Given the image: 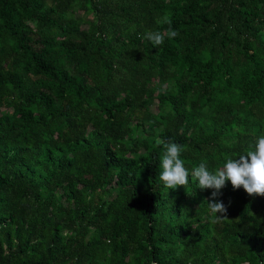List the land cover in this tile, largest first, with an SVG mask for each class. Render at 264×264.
I'll return each instance as SVG.
<instances>
[{
    "label": "trees",
    "instance_id": "16d2710c",
    "mask_svg": "<svg viewBox=\"0 0 264 264\" xmlns=\"http://www.w3.org/2000/svg\"><path fill=\"white\" fill-rule=\"evenodd\" d=\"M260 135L264 0H0V264H264V195L227 181L213 223L156 144L215 169Z\"/></svg>",
    "mask_w": 264,
    "mask_h": 264
},
{
    "label": "clouds",
    "instance_id": "9594fccd",
    "mask_svg": "<svg viewBox=\"0 0 264 264\" xmlns=\"http://www.w3.org/2000/svg\"><path fill=\"white\" fill-rule=\"evenodd\" d=\"M158 23L167 24L165 31H148L144 38L153 46H160L165 38L173 39L179 32L171 27V19L164 15ZM157 145H163L161 156V168L159 179L167 189H176L178 186H187L188 177L198 182L200 189H211V197L207 201L208 209L213 217V223L227 220V206L218 199L222 195L221 189L230 181L234 190L241 186L249 196L264 195V135H260L254 146L241 154L238 158L225 156L224 162L215 169H209L206 161H202L191 170L185 167L181 159L185 151L183 145L172 142L157 140ZM220 213V215H217Z\"/></svg>",
    "mask_w": 264,
    "mask_h": 264
}]
</instances>
